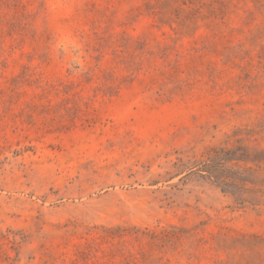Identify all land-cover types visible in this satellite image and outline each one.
Masks as SVG:
<instances>
[{"label": "rangeland", "instance_id": "374dc122", "mask_svg": "<svg viewBox=\"0 0 264 264\" xmlns=\"http://www.w3.org/2000/svg\"><path fill=\"white\" fill-rule=\"evenodd\" d=\"M0 264H264V0H0Z\"/></svg>", "mask_w": 264, "mask_h": 264}, {"label": "trees", "instance_id": "16d2710c", "mask_svg": "<svg viewBox=\"0 0 264 264\" xmlns=\"http://www.w3.org/2000/svg\"><path fill=\"white\" fill-rule=\"evenodd\" d=\"M228 159V157L226 156V157H224L222 160H227ZM221 163H223V162H221ZM210 172V171H209ZM212 176V175H211Z\"/></svg>", "mask_w": 264, "mask_h": 264}]
</instances>
